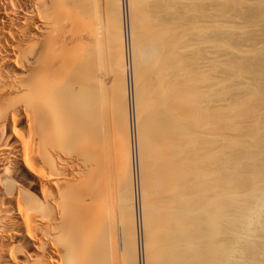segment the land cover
Wrapping results in <instances>:
<instances>
[{
	"label": "bare ground",
	"instance_id": "1",
	"mask_svg": "<svg viewBox=\"0 0 264 264\" xmlns=\"http://www.w3.org/2000/svg\"><path fill=\"white\" fill-rule=\"evenodd\" d=\"M162 2L158 3L157 1V5L154 4L155 7ZM139 3L143 2L141 0H0V264H132V256L131 262L128 259L130 253L133 254L134 262L136 261L135 257L138 256L139 264H253L257 260L258 253L259 255L262 253L264 256V238L262 239L261 235L257 237L259 230L264 231V125L262 123L264 120L256 122H259L260 126L257 124L258 127L252 125V114L255 112L253 113L250 106H246L249 105L250 100L259 97V94L257 93V95L254 90H246L249 91L247 93L243 89L244 96H239L245 98L242 99L244 101H240V103L246 104L244 107L242 103V107H237V109L234 105V108L239 111L236 112L232 107L234 111H229L232 117L227 114L229 115L228 119L225 118L226 116H224L225 119L217 116L220 112H216L217 115L214 114L215 107L212 105H217L213 104L214 100L217 99L216 97L221 98L225 95L227 90L230 93L229 89L232 86L228 84L231 86L228 87L229 89L222 87L223 90L225 89L224 91L220 88L221 91L214 90L212 92V87L214 88L211 86L212 80H205L206 82L201 86L198 85L199 80H197L199 88L196 90L197 85H193V87L195 86L193 90H196L194 92L191 86L196 81L194 76L198 77V74L195 72L193 81L191 76L195 70L189 72L188 66H186L188 64L184 65L188 71L182 70L184 75L181 74L182 71L179 73L183 76L179 75V79L181 76L188 81L186 80L185 84L182 82V80L185 81L184 79L179 80L176 77L180 84L182 82L181 85L177 82L178 85L176 78L174 80L173 77L178 76V73H173L176 69L173 67H178L179 63L183 67L182 65L189 60L187 61L188 58H184L182 61L178 60V64L174 60V65L172 57L179 59V55L184 51L183 48H186L187 45L190 47L189 43L185 42L187 41L186 36H188L186 33L188 31L185 30L187 27L179 25V30H177L180 32L182 29L184 30L181 33L183 37H180L179 34L178 38V31L172 29L174 27L176 29L178 26L170 25L173 22L172 19L177 18L178 15L170 17V22L165 18L167 15L164 16L165 20L159 16L160 20L157 24L155 22V26L151 23V26L154 27L150 28L145 25L149 30L140 27L143 30L142 33L147 32L142 34L138 25L141 20L137 18L141 16V14L138 16L137 13L139 14L143 10L139 9L140 12L137 10L140 7ZM166 3L169 5L170 2ZM166 3L162 5H167ZM227 3L231 6L236 4L230 0ZM187 4L189 3H184V5ZM152 5L151 7H153ZM162 5L159 7L162 8ZM168 5L165 9H169ZM223 5L219 6L223 7ZM225 5L227 6V4ZM159 7L158 9H161ZM190 8L188 7V11ZM192 8L198 13L195 14L193 9L191 10L193 13L191 11L189 13L195 14L198 19L200 16L208 18L207 15L211 14L209 12L205 14L198 9L200 8L198 6ZM260 8L257 10L256 7V10L262 11L263 15L261 14V16H264L263 6ZM243 10L245 9L243 8ZM181 11H175V13L180 14ZM257 11L256 16H259L260 12L258 14ZM169 12L171 13V11ZM253 12H250L251 15L244 14L250 15L249 18L252 19L255 16V14L252 15ZM189 13H187L188 16ZM189 17L186 18V21L183 16L181 19H174V21L180 20L179 23L182 24L184 20V22L188 21V24L191 23L192 26H198L191 22L193 17L190 18V21L187 20ZM136 18L139 20L138 23ZM196 18H194L195 21ZM261 18L263 19V17ZM261 18L260 20H262ZM177 24L174 23V25ZM188 24L185 23L184 26ZM141 25L143 24L141 23ZM209 25L211 26V23ZM181 27L183 28L180 30ZM205 27V31H208V26ZM198 32L199 30L196 31V33ZM200 32H202L201 29ZM202 33L204 34V32ZM198 34L201 35V33ZM190 35L193 34L190 33ZM177 42H180L181 46L178 44L180 47L176 46ZM183 42L184 44H182ZM196 43L200 45L201 41L197 42L196 40ZM208 43L206 44L208 45ZM169 46L177 49H171L173 51L171 52ZM223 46L225 47V45ZM181 48L182 51H180ZM204 51L202 52L204 53ZM164 53L169 54L170 56L167 58L171 57L173 62L166 58L169 61L166 69L167 60L163 59L165 63L164 65L162 63V66L157 63V66L161 67L157 71H161L163 67L166 72L162 70L158 74L163 72L165 76L173 74L169 78L163 74L162 76L172 79H170L172 82L169 80L172 85L169 84V81L166 83L169 87H174L173 84H175V92L172 87L169 88L166 84L158 86L157 83H154L158 87L152 86L157 90H151V92L153 91L151 94L155 96L159 88L161 90L167 86L168 90L172 89L170 93L172 91L173 94L169 93L170 97H175L174 102L169 103L167 109L164 107L166 111L162 113L165 115L163 119L161 118L163 115H161L160 120L158 114L162 111L160 108L164 106L162 103H166L163 102L164 99L170 97L168 95L163 99L162 96L156 95L159 98L162 97V103L158 98L160 105L154 100V106L157 105L155 107L159 108L157 109L158 114L155 107L152 113H148L150 116L156 114L151 120L153 123L158 122L151 130L155 131L160 128V131L158 130L159 134H154L157 138H152L155 136L151 135L152 132L150 133L148 124L153 125V123L148 122L147 124L146 119L148 120V118H145L147 111L150 110H146V108H149L151 95L148 96L150 92L146 94L147 97H150V102L148 107L144 106L143 104L147 100L145 93L141 94L144 92L146 84L140 85L143 86V89L140 87L138 90L137 83L143 78L142 67L155 59H160V54L165 58ZM202 54L200 53V55ZM204 54L206 56L203 55L202 59L205 63L208 62L207 66L210 65V61L212 64V61L219 57L210 56L211 51H205ZM259 55L261 56L260 53ZM262 55L264 57V54ZM198 57L201 56L198 55ZM159 59L156 62H159ZM256 59L254 58V60ZM233 60L236 62L234 58ZM262 61L260 63L264 65ZM192 62L194 61L192 60ZM171 63L174 66L171 65L172 67L169 69ZM221 63L220 65H222ZM243 63L239 66L236 64V70L233 65V69L237 73L236 75L234 73L235 78L236 76L247 77L254 73L253 69L255 70L261 65L257 62V67H254L253 63L248 64L245 61ZM154 65L156 66V64ZM178 68L180 70V66ZM250 68L252 70L249 71ZM196 70L198 71V68ZM138 71L141 75L140 78ZM147 71L145 70L146 73ZM171 71V74L166 75ZM261 71V69L257 72L255 70V73L258 74L257 79L260 80L264 79V71ZM221 73L219 74L221 75ZM214 74L212 73V75ZM186 75L190 76L192 81H189L190 78ZM162 76L158 78L162 79ZM250 77L252 79L253 75ZM152 78L151 81L149 79L150 82H152ZM164 78L160 80L161 83L158 79L156 81L162 84ZM206 78L204 77V79ZM204 79H200L201 83ZM207 81L211 84H208ZM251 82H249L250 86L253 87ZM238 84H240L239 81ZM248 85L247 83V89H249ZM241 86L237 88L241 89ZM260 88L262 89V87ZM164 90L169 92L166 88ZM162 91L159 92L162 93ZM252 92L255 93L252 94ZM247 95L250 97L247 98ZM129 96L131 103L127 102L126 106L124 100L128 101ZM142 96L145 98L144 101ZM236 96L239 101L238 95ZM157 97L154 98L157 99ZM228 97L230 98V96H223V98ZM259 99L261 100L260 97ZM235 101L234 104H237L238 102L235 103ZM254 102L252 104L256 105V101ZM218 106L222 105L218 104ZM218 106H216L217 109ZM228 107L227 110H229ZM227 110L224 109L221 112ZM157 117L159 121L156 119ZM257 120L259 119L257 118ZM252 126L255 127L253 133ZM249 127L250 129L247 130ZM128 131L129 135L127 136ZM235 133L236 135L238 133L243 136L247 135L244 136L246 139L248 136L253 137L255 143H253V138L251 143L243 142V139L240 140L243 138L242 136L241 138L240 136L234 137ZM260 135L263 136L260 137ZM152 140L154 142H150ZM151 145L154 146L151 147ZM252 148L254 149L252 150ZM150 149L152 150L150 151ZM152 151H154V155L151 157L154 156L155 159L148 157ZM147 159H150L151 162L149 163ZM154 162L162 164L160 166L157 163L160 167L156 165L162 172L157 169L152 172L153 174L162 173V175L158 174L161 177L156 175L158 178L164 177L159 180L160 184L157 183L158 180L154 181L157 177L153 178V174H150V170L147 168V163L153 164ZM153 165L149 166L154 169ZM145 174L150 180L145 177ZM150 177L153 178V181ZM135 178L139 194L138 208L141 228L137 226L136 211L134 213L133 210L137 190L134 193L131 186ZM144 179L150 182V184L146 182L150 187L144 182ZM254 182L257 184L255 185ZM151 185L157 188L166 186L167 192L172 198H168L167 192L163 190L165 195H162L160 189L153 188ZM150 189L152 195H156V193L158 195L161 192L160 200H163V197L167 198L169 201L162 202L164 204L169 202V207L166 204L167 208H164L163 204L162 208L165 210L162 211V208L158 206L160 195L157 196V201L154 200L155 195H149L154 199L147 196ZM147 197L151 201L146 202ZM152 200L158 203L156 206L152 205L155 207L153 209L149 205L152 204ZM156 202L153 204L155 205ZM156 207L157 213L164 212L166 216L169 215L168 212L170 213L167 216L168 221L169 218H172L171 225L166 222L168 228L167 225H163V229H166L162 235L163 229L161 230L160 227L162 228L161 224L165 223L163 214H160L163 217V223L159 216L160 223L155 221L157 217L153 218L157 224H160H158L159 227L157 226L158 229H156L154 221L151 220L152 218L148 217V215L153 217L154 213L152 212H155ZM159 208H161L160 211ZM129 215L131 217H128ZM158 230H161L158 234L160 236L155 235V231ZM150 233L156 240L152 235V237L150 236ZM165 234L166 236H164ZM139 236H141L142 245L144 244L142 246L143 260L140 259L137 245L135 247L133 241L130 243V240L135 239L138 244ZM161 236H164L163 240L166 238V244L156 243L158 240L163 241ZM150 241L152 243L149 245ZM254 263L257 264L256 261Z\"/></svg>",
	"mask_w": 264,
	"mask_h": 264
},
{
	"label": "rangeland",
	"instance_id": "2",
	"mask_svg": "<svg viewBox=\"0 0 264 264\" xmlns=\"http://www.w3.org/2000/svg\"><path fill=\"white\" fill-rule=\"evenodd\" d=\"M141 1H142L143 3H139V4H140V7H139L138 9L135 8V9H137L139 12H140V10L143 9L139 14L137 13L138 16L141 14V16H139L140 18L142 17L141 19H140L139 17H137L139 20H141L139 23H138L139 20L136 18L137 23H138V25H139V28L142 26L141 28L144 27L145 30H147L148 27L145 26V25H148L150 28H152V27H154V26L157 24V22H159L160 17H161V19L163 18V20H165V18H166V19H169L170 17L172 18V17L175 16V15H176V16L178 15V16H177V18H173V19H172L173 22H171L172 24H170V25H171L172 27H174V26H176V27L178 26V27H177L176 29H174L175 27L172 28V29H173V30H177V29L180 27L179 25H182L183 27H187V28H185V30L187 29L186 31H188V32H186V31H185V32L187 33L188 36L185 35L186 33H185L184 35L186 36V39H187L188 42H187V41H185V42H186V43H189L190 47H188V45L185 46L186 48H183V47H182V48L184 49V51H183L182 53L180 52L182 55H181L180 53H177V54H180V55H179L180 58H179V59H177V58L175 59V57H174V58L172 57V59H173V61H174V60L177 61L176 64H178V60H179V61H182V59L184 60V58H185V59L188 58L187 61H188V60H189V61H188L187 63H184V64L182 65L183 67H181V63H179L177 66H178V67L180 66V70H178L179 68L174 66V65H175V61L173 62L172 59H170V58H171V57H170L169 59L174 63V65L171 63L169 69H170L172 66H174L173 68H176L175 71H174L173 69H171V70L174 71L173 73L177 72L178 74H177V73H176V74H177L178 76H173V74H171L172 71L169 72V73H167L166 75L171 74V76L174 77V80H175L176 77L179 79V75H181L182 73H184V71H182V70H186V66H188V70H189V72H190V70H192V71L195 70L191 77H193L194 75H196V73L198 74V77H197V75L194 76L195 79H196V81H194L195 79H194V77H193V81H194L193 83H196V84H193V83H192V86H191V87H192V90H193V88L197 85V83H198L197 80H199V83H200V84L198 83V85H200V86H201V84L204 85V82H206L205 80H207V79H208L209 81L212 80V84H211V82L208 83L209 81H207L208 84H211V86H214V88L212 87V92H213L214 90H215V91L217 90L216 92H219V91H221V89H222V91H224L225 89L223 90L222 87H224V88H226V89H229L228 87H231V86H232L231 88H232L233 90L230 88L229 91L231 90V92L228 93V90H227V93H226L227 95H226V94H225L226 96L223 95L224 97L230 96V98H229V97H228V98H223V96H222L221 98L216 97L217 99H215L214 102H213V104H214V103L217 104L216 106H218V104L222 105V106H220V107L218 106V107H219V108H218L219 110H220V108H222L220 111L217 109V107H216L215 105H212L213 107H215V110H214L215 113H214V114L217 115L216 112H218V113L220 112V113H221V114L219 113V115H217V116H220L221 119H222V117H223V119H225V118L228 119L227 116L229 117V115H227V114H230V112H231V110H232V107H233V109H234L236 112L239 111V110H236L237 107H239V108L242 107V106L244 107V105H246V104H243L244 102H241V103H242V106H241L240 101H241L242 99H245V98H244V97H241V98H240V96H242V95L244 94V92H247V93H248L249 91H253V90H254V91L256 92V94H257V93L259 94V97L261 98V100L259 99L258 96H257L258 98H257L256 96H255V97H256L257 100L259 99L258 101H260V102H258L256 99L254 100V99L252 98L253 100H252V101L250 100V103H249V102H245V103H247V104L249 103V105H246V106H248V107L250 106V107L252 108L253 113H254V112L257 113V114H255V113L252 114V115H253V116H252V122L254 123V124L252 123V125L257 126V124H258V126H260V125H259V122H261L262 120H264V100H263V99H264V82H263L264 79H261V80H260V79H257L258 74L255 73V70H256V72H257V70L260 71V69L262 70L261 72L264 71V67H263L264 65H263V63H262V64L260 63V61H262V59H264V57H262V56H263L262 54H264V29H263V28H264V16H261L262 11L260 12V10H259L260 14H259V12L257 11L258 9H261L260 7H262V6H263V9H262V10H264V4H263V3H264V2H263L264 0H230V1H232L233 3H236V4H237L236 7H235L236 4H234V5L232 4V6H231V5H228V4L230 3V2L227 3L228 0H220V1H219V0H203V1H202V0H198L199 2L196 1V0H195V1H194V0H190L191 2H190L189 0H188L189 2H188V1H187V2H184V1H186V0H182L183 2H182V1L180 2V0H179V1L175 0L174 2H172L173 0H168V1L166 0V2H168V3L170 2L169 5H171V4L174 3V4H173L174 6L171 5L172 8L169 7V5H168L166 2H164L165 0H141ZM157 1H158V3H160V1H163L162 4H163V3H164V4L166 3V4L168 5V8H169L170 10H169V9H165V7H166L167 5H162V4H160V5H162V8H161V7H159L160 5L158 4L159 6L155 7L154 4H156ZM193 1H194L193 4H195V3H197V4L193 5V4H192ZM204 1H205L206 3H205ZM212 1H213V2H212ZM218 1H219V2H218ZM225 1H226V2H225ZM252 1H253V2H252ZM261 1H262V2H261ZM138 2H140V1H138ZM176 2H177V3H176ZM200 2H201V3H200ZM207 2H208V3H209V2L211 3V5H212L211 7H212L213 10H212L211 7H210V3L208 4ZM248 2H249V3H248ZM254 2H255V3H254ZM180 3H183V4H180ZM184 3H185V4H186V3H189V4L184 5ZM202 3H203V4H202ZM252 3H253V5H252ZM152 4H153V5H152ZM179 4H180V5H179ZM199 4H201V5H199ZM214 4H215L216 6H215ZM222 4H224V5L227 4V6H226V5H225V6L223 5V7H220V6H222ZM230 4H231V3H230ZM240 4H241V7L239 8ZM244 4H245V5H244ZM248 4H249V5H248ZM258 4H259V5H258ZM260 4H261V6H260ZM262 4H263V5H262ZM137 5H138V4H137ZM137 5H136V7H137ZM151 5H152L153 7H151ZM156 5H157V4H156ZM176 5H178V6H176ZM183 5H184L183 10L187 11L186 13H185V11L182 10ZM189 5L192 6V7H193V6H195V7L198 6V7H200V8H198V9L201 10L202 12H204L205 14H207V12H209V14H210V13H211V14H210V15H207V16H209L208 18H207L206 16H205V17L200 16L201 19H200V17H199V19H198V16H197V18H196V15H195V14L198 13V12H197V11L195 12L194 9H193L192 7L190 8ZM202 5H203V6H202ZM206 5H207V6H206ZM219 5H220V6H219ZM145 6H146V7H145ZM163 6H164V8H163ZM185 6H186V7H185ZM214 6H215V7H214ZM229 6H230V7H229ZM233 6H234V7H233ZM250 6H251V7H250ZM258 6H260V7H258ZM144 7H145V8H144ZM154 7H155V9H153ZM158 7L161 8V9H158ZM188 7L190 8L189 11H191V10L193 9V11L195 12V14H190L189 11H188ZM201 7H202V9H201ZM203 7H205V8L203 9ZM224 7H227V8H224ZM253 7H254V8H253ZM256 7H257V10H256ZM166 8H167V7H166ZM185 8H186V9H185ZM222 8H224V9H222ZM232 8H233V9H232ZM243 8H244L245 10H243ZM139 9H140V10H139ZM156 9H157V10H156ZM163 9H164L165 11H167L168 13L166 14L165 11H161V10H163ZM176 9H177V10H176ZM180 9H181L182 11H181ZM215 9H216V10H215ZM225 9H226V10H225ZM168 10L171 11L172 15H171V13H170ZM195 10H196V9H195ZM199 10H198V11H199ZM204 10H205V11H204ZM211 10H212V11H211ZM222 10H223V11H222ZM230 10H231L232 12H231ZM246 10H247V11H246ZM138 11H136V12H138ZM151 11H152V12H151ZM158 11H160V12H158ZM173 11H174V12H173ZM175 11H178V12L181 11V12H180V14H179L178 12L175 13ZM193 11H191V12L193 13ZM210 11H211V12H210ZM219 11H220V12H219ZM227 11H229L228 14H226ZM234 11H235V12H234ZM242 11H243V12H242ZM252 11H254V12L252 13V15L255 14V16L252 17V19H250V18H249V17H251V16H250V15H251L250 12H252ZM256 11L258 12L259 16H258V15L256 16V14H257ZM136 12H135V14H136ZM142 12H143V13H142ZM156 12H157V14H155ZM215 12H216V13H215ZM145 13H146V14H145ZM150 13H151V15H150ZM153 13H154V14H153ZM162 13H164V14L161 15ZM181 13H182V14H181ZM187 13H189V16H190V17L188 16ZM213 13H214V14H213ZM232 13L235 14V15H233ZM236 13H237V14H236ZM239 13H242V14H244V13H247V14H248V13H249L250 15L248 16L247 14H244V15H243L244 17H243V16L241 17L242 14H239ZM185 14H187V15H185ZM220 14H221V15H220ZM137 15H136V16H137ZM145 15H146V16H145ZM166 15H167V16L169 15V17H167ZM181 15L184 17L185 21H186V18H187V17H189V18L187 19V20H189V21H190V18L193 17V19L191 18V19H192L191 22H193V25H198V26H192L191 23L188 24V23H189L188 21H187L188 23H187V22H184L183 19H182V20H183V23H182V24L179 23L180 20L177 21V22L174 21V19H175V20H176V19H181V17H182ZM191 15H192V16H191ZM194 15H195V17H194ZM216 15H217V16H216ZM239 15H240V16H239ZM262 15H263V14H262ZM148 16H149V17H148ZM150 16H151V17H150ZM152 16H153V19H151ZM154 16H155V17H154ZM159 16H160V17H159ZM164 16H166V17L164 18ZM218 16H219V17H218ZM224 16H225V17H224ZM246 16H247V17H246ZM179 17H180V18H179ZM213 17H214V19H213ZM217 17H218V18H217ZM256 17H258L259 19H257ZM261 17H263V19H262ZM145 18H146V20H145ZM148 18H149V19H148ZM154 18H155V19H154ZM194 18H196V21L194 20ZM209 18H210V19H209ZM219 18H221V19H219ZM254 18H255V19H254ZM260 18H261L262 20H260ZM143 19H144V20H143ZM204 19H205V20H204ZM246 19H247V20H246ZM253 19H254V20H253ZM256 19H257V20H256ZM142 20H143L144 22H143ZM182 20H181V21H182ZM207 20H208V21H207ZM213 20H214V21H213ZM239 20H240V21H239ZM258 20H259V21H258ZM168 21L170 22L171 20L169 19ZM194 21H195V22H194ZM204 21H205V22H204ZM210 21H211V22H210ZM215 21H216V22H215ZM217 21H218V22H217ZM221 21H222V22H221ZM224 21H225V22H224ZM233 21H234V22H233ZM155 22H156V24H155ZM198 22H200V23L198 24ZM208 22H209V23H208ZM212 22H213V23H212ZM238 22H239V23H238ZM260 22H261V23H260ZM141 23H142L144 26L141 25ZM147 23H148V24H147ZM151 23H152L154 26H151ZM174 23H175V24L178 23V24H177V25H174ZM185 23L188 24V25L184 26ZM201 23H202V24H201ZM210 23H211V26L209 25ZM215 23L218 25V27H217V25H216ZM219 23H220V24H219ZM231 23H232V24H231ZM233 23H234V24H233ZM256 23H257V24H256ZM259 23H260V24H259ZM149 24H150V25H149ZM227 24H228V25H227ZM235 24H237V25H235ZM241 24H242V26H241ZM248 24H250V25H248ZM252 24H253V25H252ZM190 25L192 26V28H191ZM200 25H201V26H200ZM215 25H216V26H215ZM224 25H225V26H224ZM247 25H248V26H247ZM205 26H208V28H207L208 31H205V29H206ZM212 26H213V27H212ZM220 26H222V27L220 28ZM226 26H227V27H226ZM232 26H233V28H232ZM235 26H236V27H235ZM237 26H239L240 30H239V28H237ZM244 26H245V28H244ZM255 26H256V27H255ZM258 26H259V27H258ZM146 27H147V28H146ZM183 27H181L180 30H181ZM188 27H189V29H188ZM198 27H199V28H198ZM209 27H210V28H209ZM215 27H216V28H215ZM223 27H224V29H222ZM139 28H138V29H139ZM141 28H140V29H141ZM196 28H198V29H196ZM229 28H230V29H229ZM241 28H242V29H241ZM243 28H244V29H243ZM254 28H255V29H254ZM195 29H196V30H195ZM200 29H201L202 32H204V34H203L202 32H200ZM202 29H203V30H202ZM211 29H212V30H211ZM219 29H220V30H219ZM234 29H235V30H234ZM148 30H149V29H148ZM178 30H179V29H178ZM178 30H177V31H178ZM182 30H184V29H182ZM182 30H181V32L178 31L177 36H178L179 34H180V37L183 35V34L181 35V33H183ZM193 30H194L195 32H194ZM197 30H199L198 33H201V35L198 34V33H196ZM210 30H211V31H210ZM226 30H227V31H226ZM229 30H230V31H229ZM241 30H242V31H241ZM243 30H245V31L247 30V31L245 32V31H243ZM262 30H263V31H262ZM139 31H140V30H139ZM139 31H138V32H139ZM142 31H143V30L141 29L140 32L142 33ZM190 31H191V32H190ZM212 31H213V32H212ZM235 31H236V32H235ZM253 31H254V32H253ZM260 31H261V32H260ZM209 32H210V33H209ZM224 32H225V33H224ZM239 32H241L243 35H242L241 33H239ZM144 33L146 34L147 32L144 31L142 34H144ZM190 33L193 34V35H190ZM195 33H196V34H195ZM206 33H207V34H206ZM216 33H217V34H216ZM257 33H258V34H257ZM214 34H216V35H214ZM220 34H221V35H220ZM228 34H229V35H228ZM237 34H238V36H237ZM195 35H197V37H195ZM202 35H203V36H202ZM210 35H212V36H210ZM213 35H214V36H213ZM246 35H247V36H246ZM250 35H252L253 38H252V36L250 37ZM192 36H194V37H192ZM205 36H206L207 39L205 38ZM207 36H208V37H207ZM234 36H236V37H234ZM240 36H241V37H240ZM182 37H183V36H182ZM202 37H203L204 40L206 39L207 41H206V40L204 41V40L202 39ZM216 37H217V38H216ZM220 37H221V39H220ZM222 37H223V38H222ZM178 38H179V36H178ZM195 38H198V39H195ZM218 38H219V39H218ZM194 39H195V40H194ZM208 39H209V40H208ZM210 39H211V41H210ZM213 39H214V41H213ZM238 39H240V40H238ZM246 39H248V40H246ZM249 39H250V40H249ZM261 39H262V40H261ZM196 40H197V42H198V41H201V44L199 45L198 43H196ZM227 40H228V41H227ZM251 40H252V41H251ZM192 41H193V42H192ZM208 41H210V42L208 43ZM212 41H213V42H212ZM226 41H227V42H226ZM243 41H244V42H243ZM247 41H248V42H247ZM256 41H257V42H256ZM259 41H260V42H259ZM181 42H182V41H181ZM203 42H205V43H203ZM254 42H255V43H254ZM202 43H203V44H202ZM206 43H208V45H207ZM213 43H214V44H213ZM221 43H222V44H221ZM256 43H257L258 45H257ZM174 44H175V42H174ZM178 44L181 46L180 42H179V43L177 42V45H176V46H179ZM182 44H184V42H183ZM195 44H196V46H195ZM226 44H227V45H226ZM191 45H192V46H191ZM202 45H203V46H206V47H208V48H204ZM223 45H225V47H224ZM231 45H232V46H231ZM250 45H251V46H250ZM256 45H257V46H256ZM180 46H179V47H180ZM194 46H195V47H194ZM199 46H200V47H199ZM209 46H210V47H209ZM214 46H215V47H214ZM219 46H220V48H219ZM221 46H222V47H221ZM227 46H228V47H227ZM230 46H231V47H230ZM238 46H239V47H238ZM244 46H245V47H244ZM169 47H170V46H169ZM171 47H172V46H171ZM171 47L169 48L170 51H171V49H175V48H176V47H175V48H171ZM173 47H174V46H173ZM191 47H192V48L194 47V48H193L194 50H193ZM197 47H198V48H197ZM213 47H214L217 51H216ZM240 47H241V48H240ZM182 48L180 49V51H182ZM190 48H191V50H189ZM212 48H213V49H212ZM225 48H226V49H225ZM233 48H234V49H233ZM242 48H243V49H242ZM251 48H252V49H251ZM254 48H255V49H254ZM260 48H261V49H260ZM176 49H177V48H176ZM201 49H202V51H204V49H205V51H208V52L211 51L212 54H211L210 56L213 55V58H214V55H215V58L219 56L218 59L216 58L217 61H216V60H213V61H212V64H213V65L211 64V61H210V62H209L210 65L208 64L209 66H207L206 64H207L208 62L205 63V61H203V59H202V58H203L202 56L205 55V54H204L205 51H204V53H203V52L201 51ZM206 49H207V50H206ZM230 49H232L233 51L230 50ZM257 49H258V50H257ZM262 49H263V50H262ZM212 50H213V51H212ZM235 50H236V52H235ZM259 50H260V51H259ZM165 51H167V50H165ZM168 51H169V50H168ZM174 51H175V50H174ZM190 51H191V52H190ZM197 51H198V52L200 51L199 54H198ZM215 51H216L217 53H216ZM238 51H239V52H238ZM249 51H250L251 53H250ZM163 52H164V51H163ZM171 52H173V51H171ZM213 52H214V53H213ZM167 53H168V52H167ZM167 53H166V54H167ZM169 53H170V52H169ZM187 53H188V54H187ZM189 53H190V54H189ZM200 53H201V54L203 53V54L200 55ZM237 53H238V54H237ZM259 53L261 54V56L259 55ZM161 54H163V53H161ZM161 54L159 55L160 59L158 58V59L160 60L159 62H158V61L156 62V60H158V59H155V60L151 61L150 64L148 63V64L144 65L145 67H144V66L142 67V71L139 70V71H141V73L143 74V78H142V80H141L139 83H137V85H138V90H140V87H142L141 89H143V86H140V85H144V84H146V85H144V88H145V89H143L144 92H143V93L141 92V93H142L141 95H143V94L145 93L144 95H145V98H146V100H147V102H146L147 104L144 102L143 105H144V106L147 105L146 107H148V103L150 102V99H149L150 97H147L146 94H149V92H150V94H149L148 96L151 95V102H150V103H151V105H153V106H151L150 103H149V108H146V110H147V109H150V110L147 111V114L145 115V118H148V120L146 119V123H147V124H148V122L151 123V122L153 121V120H151V118L156 116V114H155L154 116H150V115H149V113H152V110H155L154 107L157 106V105L154 106V100H155V103L157 102L158 105H160L159 103H160V101L162 100L161 98L163 97V99H164V97H166V96H168V95H169L168 97H170V94L172 93V91H171V93H170V90H172V89H169V90H168V88H167V86H168L167 83H168V81H169L171 78H170V79L164 78L163 76H165V75H164L165 73L163 72V73H162L163 76H162V74H158V72H159L160 70L157 71L158 68L161 69V67L157 66V63H158L159 65L161 64L160 66H162V63H163V65H164L165 62H164L163 59H166L167 56H170V55H171V53H170V55H169V54L166 55V54L164 53V55H166L165 58H163L164 56L161 55ZM177 54H176V57H177ZM186 54H187V55H186ZM193 54H194V55H193ZM195 54H196V55H195ZM227 54L230 55V56H228ZM231 54H232V55H231ZM233 54H235V55L233 56ZM245 54H247V55H245ZM183 55H185V56L183 57ZM198 55L201 56V57H198ZM240 55H241V56H240ZM243 55H244V56H243ZM248 55H249V56H248ZM257 55H258L259 59H258ZM162 56H163V57H162ZM171 56H172V55H171ZM174 56H175V55H174ZM179 56H178V57H179ZM205 56H206V55H205ZM250 56H251V57H250ZM252 56H253V57H252ZM190 57H191L192 59H191ZM195 57L198 58V59H196ZM241 57H242V58H241ZM249 57H250V58H249ZM261 57H262V58H261ZM189 58H190L191 60H190ZM220 58H221V59H220ZM222 58H223V59H222ZM233 58L235 59L236 62H234ZM245 58H247V59H245ZM254 58H255V59L257 58V59L254 60ZM161 59H162V60H161ZM167 59H168V58H167ZM167 59H166V60H167ZM169 59H168V60H169ZM236 59H237V60H236ZM240 59H241V60H240ZM242 59H243V60H242ZM250 59H251V60H250ZM166 60H165V61H166ZM168 60H167V63H168V64L166 63L165 68H166V66L168 67V65H169V61H170V60H169V61H168ZM192 60H193L194 62H192ZM198 60H199V61H198ZM228 60H229V61H228ZM249 60H250V62H249ZM185 61H186V60H185ZM195 61H196V62H195ZM197 61H198V62H197ZM237 61H239V62H237ZM244 61H245V63H248V64H252V63H253L252 66L254 65V67H257V65H256L257 62H258V64H261V65H262V66H261V65L258 66V68H255V70H254V69L252 70V68L249 69V71L252 70V71L254 72V73H252V74H249L250 76L253 75L252 79H251V77H250L249 75H247V77H244V76H243V77H241V78L238 77V76H236V78H235V75L237 74V73H235V72H236L235 70L237 69V68H236L237 65L239 66V65H241V64H244V63H243ZM246 61H247V62H246ZM152 62H153L154 64H156V66H155L154 64H151ZM203 62H204V63H203ZM213 62H214V63H213ZM215 62H216V63H215ZM221 62H222V63H221ZM228 62H229V63H228ZM254 62H255V63H254ZM262 62H264V60H263ZM182 63H183V62H182ZM190 63H191V64H190ZM218 63H219V64H218ZM220 63H221L222 65H220ZM231 63H232V64H231ZM233 63H234V64H233ZM186 64H188V65H186ZM204 64H205L206 66H205ZM227 64H228V66H229V65H230V66L228 67ZM236 64H237V65H236ZM148 65L151 66V67H149ZM152 65H154V66H152ZM171 65H172V66H171ZM184 65H186V66L184 67ZM189 65H190V66H189ZM196 65H197V66H196ZM199 65H200V67H199ZM215 65H216V66H215ZM217 65H218V66H217ZM225 65H226V66H225ZM231 65H232V66H231ZM233 65H234V69L236 68L235 70L233 69ZM255 65H256V66H255ZM147 66H148V68H146ZM193 66H194V67H193ZM154 67H155V68H154ZM210 67H211V68H210ZM213 67H214V68H213ZM215 67H216L217 69H216ZM254 67H253V68H254ZM259 67H261V68H259ZM262 67H263V68H262ZM144 68H145V69H144ZM156 68H157V69H156ZM190 68H191V69H190ZM197 68H198V71L196 70ZM199 68H200L202 71H201ZM205 68H207V69H205ZM224 68H225V69H224ZM150 69H151V70H150ZM154 69H155V70H154ZM166 69H167V68H166ZM166 69L163 70V67H162V70L165 71V72H166ZM169 69H168V70H169ZM208 69H209V70H208ZM211 69H212V70H211ZM213 69L216 70V71H214ZM220 69H221V70H220ZM231 69H232V70H231ZM145 70H146V71L148 70L147 73L149 72L150 74H149V73L147 74V73L145 72ZM149 70H150V71H149ZM162 70H161V71H162ZM188 70H186V72H187ZM217 70H218V73H217ZM139 71H138V73H139L138 76H139V78H140L141 75H140V72H139ZM161 71H160V73H161ZM181 71H182V72H181ZM210 71H212V72H210ZM227 71H228V72H227ZM232 71H233V72H232ZM167 72H168V71H167ZM180 72H181V74H179ZM195 72H196V73H195ZM201 72H202L204 75H203ZM221 72H222V73H221ZM223 72H224V73H223ZM145 73H146V74H145ZM151 73H152V75H151ZM207 73H208V74H207ZM212 73H213V74L215 73V74L212 75ZM219 73H221V75H220ZM227 73H228V74H227ZM229 73H230V74H229ZM234 73H235V75H234ZM250 73H251V72H250ZM153 74H156V75L154 76ZM188 74L191 75L190 73H188ZM201 74H202V76H201ZM222 74H223V75H222ZM256 74H257V75H256ZM149 75H150V76H149ZM157 75H158V76H157ZM182 75H184V74H182ZM182 75H181V76H182ZM207 75H208V76H207ZM209 75H210V76H209ZM225 75H228L229 77H227V76H225ZM161 76H162V79L164 78V80H163L164 83L159 84L158 81H160V80H162V79H161V78L159 79L158 77H161ZM171 76L168 75V76H165V77H168V78H169V77H171ZM181 76H180V79H184V78H181ZM186 76H187V75H186ZM199 76H200V77H199ZM215 76H216V77H215ZM233 76H234L235 79L233 78ZM144 77H145V79H144ZM149 77H150V78H149ZM152 77H153V78H152ZM173 77H172V78H173ZM182 77H183V76H182ZM187 77L190 78V79H189V81H190V80H191V77H190V76H187ZM204 77H205V78L207 77V78L204 79ZM208 77L211 78V79H209ZM219 77H220V78H219ZM222 77H224V78L222 79ZM225 77H226V78H225ZM237 77H238V81H239L240 84H238ZM255 77H256V78H255ZM259 77H260V76H259ZM263 77H264V76H263ZM263 77H261V78H263ZM151 78H152V82H150V81H151ZM177 78H176V80H177ZM198 78H199V79H198ZM213 78H214V79H213ZM215 78H216V79H215ZM217 78H218V80H217ZM230 78H232V79H230ZM239 78H240V79H239ZM242 78H243V79H242ZM246 78H247V79H246ZM136 79H137V76H136ZM143 79H144V80H143ZM149 79H150V81H149ZM157 79H158V81H156ZM180 79H179V80H180ZM200 79H201V80L204 79L203 83H201V80H200ZM220 79H221V80H220ZM233 79H234V80H233ZM244 79H245V80H244ZM254 79H257V80H254ZM137 80H138V79H137ZM137 80H136V81H137ZM171 80H172V79H171ZM171 80H170V81H171ZM184 80H185V79H184ZM186 80H187V79H186ZM186 80H185V81L182 80V82H184V83L186 84ZM215 80H216V81H215ZM226 80H227V81H226ZM228 80H229V81H228ZM249 80H250V81H249ZM252 80H253V81H252ZM258 80H259V81H258ZM153 81H154V82H153ZM155 81H156V82H155ZM170 81H169V84L172 82V81H171V82H170ZM187 81H188V80H187ZM191 81H192V80H191ZM217 81H218V82H217ZM231 81H232L233 83H235V84L237 83L239 86L233 84ZM240 81H241V82H240ZM251 81H252L253 83H252ZM137 82H138V81H137ZM141 82H142V84H141ZM148 82H149V83H148ZM161 82H162V81H160V83H161ZM166 82H167V83H166ZM177 82L179 83L180 81L177 80L176 83H177ZM182 82H181V84H182ZM223 82H224L225 84H222ZM226 82H227V83H226ZM249 82H251V84H253L254 86H253V87L250 86V83H249ZM254 82H255L256 86H255ZM260 82L262 83V85H261ZM154 83H155V84L157 83L158 86H161V85L164 86V84H166L167 86H165V88H166L169 92H165V90H164L165 88H164V89L161 88V90H163V91H162V93H160L159 91H161V90H160V88H159V91H158L159 93L156 92V95L158 94V95H160V96H162V97L159 98V97H157L156 95L153 96V95L151 94L153 91L151 92V90H153V89H154V91L157 90L156 88H152V86H157V85H154ZM174 83H175V81H174ZM178 83H177V84H178ZM220 83H221V85H220ZM241 83H242V84H241ZM245 83H246V85H245ZM247 83L249 84V85H248V86H249V87H248L249 89L246 88V87H247ZM259 83H260V84H259ZM148 84H151V85H148ZM179 84H180V83H179ZM179 84H178V85H179ZM181 84H180V85H181ZM208 84L205 83V85H208ZM228 84H230L231 86L228 85ZM171 85H172V83H171ZM171 85H170V86H171ZM187 85H188V83H187ZM190 85H191V82H190ZM193 85H195V86L193 87ZM198 85H197V86H198ZM219 85H220V86H219ZM223 85H224V86H223ZM240 85H242V86H241V89L237 88V87H240ZM244 85H245V86H244ZM257 85H258V86L260 85V86L258 87ZM147 86H148V87H147ZM149 86H150V88H149ZM158 86H157V87H158ZM173 86H174V87H172V86H171V87L173 88V92H175V91H174V90H175V89H174V88H175V84H173ZM188 86H189V85H188ZM197 86L195 87V89H196V88H197V89L199 88V86H198V87H197ZM215 86H216V87H215ZM226 86H227V87H226ZM233 86H234V87H233ZM235 86H236V87H235ZM168 87H169V86H168ZM171 87H169V88H171ZM191 87H190V88H191ZM217 87H218V89H217ZM251 87H252V88H251ZM260 87H262V89H261ZM215 88H216V89H215ZM220 88H221V89H220ZM256 88H257V89L259 88V89L257 90ZM147 89H150V90L148 91ZM195 89L193 90L194 92L197 90V89H196V90H195ZM238 89H239V91H238V93H237V90H238ZM243 89H244L245 91H244ZM250 89H252V90H250ZM255 89H256V90H255ZM143 90H141V91H143ZM145 90L148 91V92L146 93ZM167 90H166V91H167ZM218 90H219V91H218ZM241 90H242V94H241ZM246 90H249V91H246ZM190 91H191V90H190ZM234 91H235V92H234ZM243 91H244V92H243ZM258 91H259V92H258ZM260 91H261L262 93H261ZM232 92H233V94H232ZM239 92H240V94H239ZM255 92H252V94L255 93ZM139 93H140V92H139ZM169 93H170V94H169ZM191 93H192V92H191ZM172 94H173V93H172ZM174 94H175V93H174ZM213 94H214V93H213ZM215 94H216V93H215ZM229 94H230V95H229ZM256 94H254V95H256ZM258 94H257V95H258ZM260 94H261V96H260ZM129 95H130V93H129ZM236 95H238V98L240 99L239 101H238ZM239 95H240V96H239ZM232 96L234 97V100H232V98H233ZM243 96H244V95H243ZM262 96H263V98H262ZM142 97H143V101H144L145 98H144V96H142ZM142 97H141V98H142ZM152 97H153V98H154V97H157V99H155V98L153 99ZM174 97H175V96H174ZM174 97H172V98L170 97L171 99H170V98H166L167 101L164 99L163 102H166L167 104H166V103H162V101H161L162 106H163V105H164V106L160 108V111L162 110V111L160 112L161 114L159 113L160 115L158 114V110H157V109H159V108H156V107H155L156 110H157V114H158L159 118H160L161 115H163V113H165V112H163V111H166V109H167L166 107H168L169 103L174 102ZM245 97H246V96H245ZM249 97H250V96L247 95V98H249ZM252 97H254V96H252ZM130 98H131V97L129 96V100H130V101H129V100L127 101V100L125 99V100H126V103H125V100H124V105L127 106V102L131 103V99H130ZM158 98H159L160 101L158 100ZM148 99H149V100H148ZM152 99H153V100H152ZM218 99H219L220 101H219ZM222 99H223V100H222ZM228 99H229V100H228ZM141 100H142V99H141ZM157 100H158V101H157ZM217 100H218V101H217ZM221 100H222V101H221ZM224 100H225V103H224ZM226 100H227V101H226ZM230 100H231V101H230ZM235 100H237V101H235ZM229 101H230V102H229ZM232 101H233V102H232ZM234 101H235V103L238 102L239 104H238V103H237V104H234ZM242 101H244V100H242ZM254 101H256V103H257L256 105L254 104V103H255ZM218 102H219V103H218ZM222 102H223V103H222ZM252 102H254V103L252 104ZM142 103H143V102H142ZM259 103H260V104H259ZM228 104L231 106V108H230V106H229ZM251 104H252V105H251ZM234 105H236V107H235ZM237 105H240V106H237ZM128 106H129V105H128ZM228 106H229V107H228ZM246 106H245V107H246ZM253 106H254V107H253ZM259 106H260V107H259ZM159 107H160V106H159ZM164 107H165L166 109H165ZM227 107H228L229 110H227ZM234 107H235L236 109H235ZM239 108H238V109H239ZM253 108H254V109H253ZM256 108H257V109L259 108V110H257ZM164 109H165V110H164ZM224 109L227 110V111H225V112H227V113H225V112L222 113V112H221V111H224ZM216 110H217V111H216ZM234 110H232V112H233ZM254 110H255V111H254ZM229 111H230V112H229ZM148 112H149V113H148ZM153 112H155V111H153ZM162 112H163V113H162ZM212 112H213V110H212ZM236 112H235V113H236ZM155 113H156V112H155ZM258 113H259V114H258ZM147 115H148V116H147ZM152 115H153V114H152ZM164 115H165V114H164ZM164 115L161 117L162 119H163ZM221 115H222V116H221ZM230 115H231V117H232V114H230ZM255 115H256V116H255ZM257 115H258V116H257ZM224 116H226V117L224 118ZM254 117H257L259 120H257V118L255 119ZM261 117H262V118H261ZM161 118H160V120H161ZM260 118H261V119H260ZM154 119H155V118H154ZM156 119L159 121L158 117H157ZM257 121H259V122L256 123ZM155 122H156V121H155ZM146 123H145V124H146ZM152 123H153V122H152ZM255 123H256V124H255ZM262 123H263V125H264V122H262ZM154 124L157 125L158 122H157V123H153V125H154ZM159 124H160V122H159ZM148 125H149V127H150V128L148 127V128L150 129V133L152 132V134H151L152 136H153L154 134H156V135L159 134V133H158V130L160 131L159 125L157 126V129H158V128H159V129H158V130H155V131H154V130H151V129H153V127H155V125H154V126H153V125H150V124H148ZM148 125H147V126H148ZM250 126H251V124H250ZM258 126H257V127H258ZM223 127H225V125H223ZM257 127H256V128H257ZM251 128H253V126H252ZM254 128H255V127H254ZM254 128L252 129V133L255 132V131H254V130H255ZM248 129H250V127L247 128V130H248ZM156 131H157V133H156ZM153 132H154V133H153ZM263 132H264V131H263ZM117 133H118V131H117ZM127 133H128V134H127V136H128V135H129V131H128ZM236 133H237V132H236ZM236 133L234 134V137L236 136V138H237V136H238V137L240 136V138H241V136H242L243 138H241L240 140L243 139V140H242L243 142H246V143H247V142H250V143H251V140H252L253 137L250 138V137L248 136V138H247L248 140H247V139L245 138L247 135H244V136H245V137H244L242 134H239V133H238L239 135H238V134L236 135ZM260 134H261V132H260ZM263 134H264V133H263ZM118 135H119V134H118ZM151 135H150V136H151ZM152 136H151V137H152ZM154 136H155V135H154ZM232 136H233V135H232ZM262 136H263V135H262ZM262 136L260 135V137H262ZM152 138H157V137L155 136V137H152ZM238 139H239V138H238ZM245 139H246V141H245ZM154 140H156V139H154ZM156 141H158V140H156ZM150 142H154V141L152 140V141H150ZM253 143H255L254 138H253ZM252 145H253V144H252ZM152 146H154V145H151V147H152ZM156 147H158V146H156ZM154 148H155V147H154ZM253 149H254V148H252V150H253ZM151 150H152V149H150V151H151ZM153 152H154V151H152V154H150V156H148V157H151L152 155H154ZM150 153H151V152H150ZM133 157H134V156H133ZM133 157H132V158H133ZM153 157H154V156H153ZM153 157H151L150 159H152ZM263 157H264V156H263ZM155 158H156V157H154V159H155ZM150 159H147V161H148L149 163L151 162ZM154 159H153V161H154ZM260 159H261V157H260ZM261 160H263V159H261ZM153 161H152V162H153ZM155 161H156V160H155ZM149 163H147V164H148V167H147V168L150 170V172H149L150 174H151L152 172H154V171H157V170L160 171V172H162V170L158 169L162 164L160 165V163L157 162V163H159V165H160V166H159L156 162L153 163L154 165H153V164H149ZM253 163H254V161H253ZM149 165H150V166L153 165V166H155V167H156V165H157V166H159V167H158V168H157V167H156V168L154 167V169H153V168L150 167ZM152 169H153V171H152ZM156 169H157V170H156ZM160 172H159V173L157 172V173L160 174V175H162V173H160ZM145 173H146V172H145ZM146 174H148V172H147ZM146 174H145V177H148V176H146ZM150 174H149V175H150ZM152 174H153V173H152ZM158 174H156V173L153 174V176H154L153 178L157 177ZM156 175H157V176H156ZM160 175H159V176H160ZM159 176H158V177H159ZM145 177H144V178H145ZM158 177H157V178H158ZM160 177H161V176H160ZM150 178H151V177H150ZM153 178H151L152 181H153ZM157 178H155L156 180L154 179V181H157V180H158L157 183L160 184L161 181L159 182V180L162 179V178H164V177L162 176V178H158V179H157ZM254 179H256V178L254 177ZM259 179H260V178H259ZM145 180H147V179H144V182L146 183L147 181H145ZM148 180H150L149 177H148ZM163 180H164V179H163ZM163 180H162V182L164 183ZM152 181H151V182H152ZM258 181H259V180H258ZM258 181H257V182H258ZM257 182H254L255 185L257 184ZM136 183H137V180H136V178H135V181H134V183H133L132 186H131V188L133 187V189H134V190H133L134 193H135L136 190H137V192L135 193V195H137V196H136V198H135V204H134V209H133V210H134V213H135V211H136V220H137V223L140 224V225L137 224V226H138V228H139V226H140V228H141L140 210H139V208H138V207H139V194H138V186H137ZM147 183L150 184V182H147ZM147 183H146V184H147ZM153 183H154V182H153ZM146 184H145V185H146ZM149 184H147V185L150 187ZM151 184H152V183H151ZM158 184H156V186H158ZM164 184H165V183H164ZM147 185H146V186H147ZM154 185H155V183H154ZM161 185H162V183H161ZM136 186H137V187H136ZM151 186L153 187V185H151ZM156 186H155V187H156ZM166 186H167V184H166ZM166 186H165V187H162V186H161L163 189H162V188H157V187H156V188H157L158 190L160 189L161 192H162V190L165 191V192H167L168 189H166V188H167ZM135 187H136V188H135ZM152 187H151V188H152ZM155 187H153V188H155ZM146 188H147V187H146ZM148 190H149V188H148ZM153 190H154V189H153ZM155 190H156V189H155ZM150 191H151V189H150ZM150 191H149V193H148V195H147L148 197H149V195H152V194H150V193H152V191H151V192H150ZM153 192H154V191H153ZM155 192H156V191H155ZM157 192H159V191H157ZM161 192L158 193V195H157V193H156V195L153 193V194L155 195V199H154V197L152 198V196H154V195H152L151 197H149L150 199H154V200H156V198H158L159 195H160V198H158V199H159L158 202L160 201L159 205H158V203L156 202L157 200L155 201V202H156L155 205L153 204V203H155V202H153L154 200H152V204L146 203V204L151 205L150 207H152V209L155 208V207H153V206H156V205H158V206L161 207V208H162L163 206H164V208L169 207V206H168V203H169V202H168V203L166 202L167 205L164 204V202H162V201H164V200H165V201H169L167 198H166V199H167V200H166V199H164L165 197H163V200H160V199L162 198V196H161ZM163 194H164V192H162V195H163ZM164 195H165V194H164ZM167 195H168V196H167ZM157 196H158V197H157ZM166 196H167L168 198H172L171 195L169 196V193H168V192H167ZM148 197L146 198V199H148L146 202L151 201V200H149ZM137 200H138V201H137ZM171 200H172V199H171ZM136 201H137L138 203H137ZM163 204H164V205H163ZM152 205H153V206H152ZM162 205H163V206H162ZM165 205H166L167 207H166ZM150 207L148 206L147 209L149 210ZM161 208H159V211H160ZM168 209H169V208H168ZM168 209H166V210H168ZM148 210H147V211H148ZM154 210H155V212H154V211L152 212V210H151V212L154 213V215L151 214V215H153V217H151V216L148 215V213H147L148 217L152 218V219H151L152 221H154V220H153L154 217H157V219H155V221L157 220V222H159V219L161 218V219H162L161 221H162V223H163V217H161V215H160V214L162 213V214H163L162 216H164V219H165L164 222H165V223H166V222H167V223H168V222L170 223V220H171L172 218H169L170 220L168 221V217H167V216L170 215L169 212H168L169 215L166 216V215L164 214V212L157 213V212H158L157 207H156V209H154ZM164 210H165V209H164ZM164 210H163V208H162V211H164ZM137 211H138V212H137ZM148 212H149V211H148ZM165 212H166V211H165ZM155 213H156V214H155ZM166 213H167V212H166ZM149 214H150V213H149ZM138 215H139V216H138ZM155 215H156V216H155ZM158 216H159L160 218H159ZM128 217H131V216L129 215ZM165 217H167V218H165ZM170 217H171V216H170ZM138 218H139V219H138ZM129 219H130V218H129ZM148 220L151 222V220H150L149 218H148ZM166 220H167V221H166ZM155 221H154L153 223H154V224L156 225V227H157L158 224H159L160 222L157 224V222H155ZM153 223L151 222V224H153ZM165 223H164V224H161V225H162V228L160 227L161 230L163 229V225H167L166 227L168 228V224H167V223L165 224ZM159 225H160V224H159ZM170 225H171V223H170ZM158 227H159V226H158ZM158 227H157L156 229H158ZM263 227H264V226H263ZM153 228L155 229V227H153ZM164 228H165V226H164ZM154 229H152V230L154 231ZM165 229H166V228H165ZM165 229H163L162 231L160 230V231H161V235H162V233L165 231ZM153 231H152V233H153ZM160 231L158 230V231H157L158 233L155 231V235L160 236V235H158V234H160V233H159ZM259 232H260V234H259ZM259 232H257V233H258V234H257V237H258V235H259V236L261 235V238L263 239V238H264V231H262V230L260 231V230H259ZM156 233H157V234H156ZM163 234H164V233H163ZM151 235H152V234L150 233V236H151ZM153 235H154V233H153ZM153 235H152V236H153ZM155 235H154V236H155ZM262 235H263V236H262ZM152 236H151V237H152ZM154 236H153V237H154ZM157 236H155L156 239H157ZM164 236H166V234H165ZM164 236H161V239L164 238ZM139 237H140V238H138V241H139L138 244L136 243V240H135V239H134V240H133V239L130 240V243H131V241H133V242H134V246L136 247V245H137V247H138V252H139V255H140V259L143 260V248H142V246H143L144 244L142 245V242H141V236H139ZM155 237H154V239H155ZM131 238H132V236L130 235V239H131ZM158 238H160V237H158ZM156 239H155V240H156ZM262 239H260V240H262ZM151 240H152V238H151ZM162 240H163V239H162ZM165 240H166V238H165ZM165 240H163V241L158 240V242H156V243H159V244H160L161 242H163V243L166 244L167 240H166V242H165ZM152 241H153V240H152ZM140 242H141V243H140ZM151 243H152V242L150 241V242H149V245H150ZM132 244H133V243H132ZM161 244H162V243H161ZM147 245H148V244H147ZM149 245H148V247H149ZM255 245H256V244H255ZM144 247H145V246H144ZM140 250H141V251H140ZM140 252H142V253H141L142 255L140 254ZM129 255H130V256L128 257L129 262L132 261V262H131L132 264H133V263H134V264H135V263H138V264H139V258H138V256L135 257L136 261L134 262L133 254L130 253ZM131 256H132V258H131ZM257 256H258V257H257V260H255V261L257 262V264H264V258H263L264 256L262 255V253H260V255H259V253H258ZM259 256L261 257V259H260L261 261L259 260ZM130 258H131L132 260H131ZM130 260H131V261H130ZM262 260H263V261H262ZM252 261H254V260L252 259ZM255 261H254V262H255ZM254 262H253V264H255Z\"/></svg>",
	"mask_w": 264,
	"mask_h": 264
}]
</instances>
